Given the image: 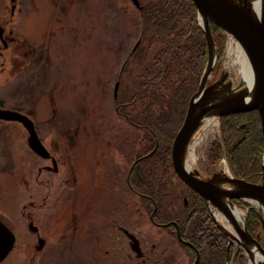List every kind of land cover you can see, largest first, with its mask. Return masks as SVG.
<instances>
[{"label": "rangeland", "instance_id": "1", "mask_svg": "<svg viewBox=\"0 0 264 264\" xmlns=\"http://www.w3.org/2000/svg\"><path fill=\"white\" fill-rule=\"evenodd\" d=\"M136 8L131 0H0L5 41L0 38V109L29 117L45 148L52 152L51 140L57 137L62 153V160L55 157L59 173L39 176V169L52 163L29 148V132L22 123L0 120V219L17 238L16 249L2 264H35L33 256L38 257L36 264L92 262V255L78 253L80 233L86 234L83 241L89 240L95 211L121 204L102 196L103 183L112 173L110 163L121 162L112 148H121L126 180L142 135L118 118L113 103L120 68L142 31ZM227 43V39L222 43L221 69L210 76L209 84L226 72L234 86L241 81L240 66L231 64ZM218 123L195 148V168L202 178L227 168L221 163L211 167V174L206 170L209 146L220 135V119ZM158 147L159 143L150 154ZM74 169L78 182L64 185ZM125 188V220L145 252L143 261L133 255L134 264H189L184 249L167 231L153 227L145 211H137L138 198L126 183ZM30 202L35 209L29 210ZM30 215L45 234L42 253L34 249ZM64 244L71 250H64ZM103 261L100 264H107Z\"/></svg>", "mask_w": 264, "mask_h": 264}, {"label": "trees", "instance_id": "2", "mask_svg": "<svg viewBox=\"0 0 264 264\" xmlns=\"http://www.w3.org/2000/svg\"><path fill=\"white\" fill-rule=\"evenodd\" d=\"M138 3L142 31L137 49L129 51L120 68L119 94L114 100L119 119L142 134L137 139L140 161L131 173L130 187L140 194L146 214L184 249L189 264L196 261L195 249L200 253L199 264H225L227 257L246 264L241 252L233 254L234 247L229 249V239L216 226L204 198L181 182L172 164L173 142L209 58L197 7L193 0ZM211 32L217 44L218 62L212 73L216 75L226 35L215 23ZM220 130V139L209 147L207 169L219 166L225 155L237 179L261 184L264 137L260 113L253 110L222 117ZM156 142L159 147L150 154ZM233 203L248 209L245 225L250 235L263 238V224L253 206L240 200ZM177 228L184 242L177 238Z\"/></svg>", "mask_w": 264, "mask_h": 264}, {"label": "water", "instance_id": "3", "mask_svg": "<svg viewBox=\"0 0 264 264\" xmlns=\"http://www.w3.org/2000/svg\"><path fill=\"white\" fill-rule=\"evenodd\" d=\"M15 2L16 0H12ZM135 6H139L138 0H131ZM242 0H193L197 7L199 13V18L201 16L208 18L206 26L202 27L204 33L207 36V45H208V61L206 64L205 71L202 75V79L199 85L198 92L191 98L189 103L188 112L186 114L185 122L181 129L178 131L174 144L172 147V164L176 175L180 180L190 187L198 195H201L209 205L210 214L211 205L222 209L223 204L221 205L220 198L224 195L229 198L230 204H233V200H240L246 203H249L253 206V209L259 214L261 219V224H263V235H264V220L259 212L256 205L253 204L254 201L264 205V155H263V179L261 184L249 183L245 180H239L234 176L231 179H224L220 174L213 175L208 180L201 178L200 174H191L184 169V164L182 163L185 151L189 144L190 139L195 134L197 128L203 122L204 117L211 112H216L218 118L228 117L229 115H238L239 113H247L251 110H258L261 117V128L264 136V7L263 14L261 19L254 18L241 10V8L235 2ZM218 25L224 32L229 33L235 40H237L246 51V54L249 55L251 64H253L254 75H255V87L251 92L249 89L241 90L238 88L237 91H233L237 86H234L232 82H229V74L221 75L216 79L215 82L209 84L210 76L215 69V64L217 62L218 56L216 55V44L214 41V36L211 32V23ZM2 31L0 30V37L2 36ZM212 47L215 49L216 61L213 68H210L211 60V50ZM136 49V48H135ZM207 79V81H205ZM207 82L206 88L204 83ZM225 85L227 90L230 91L231 95H228L224 101L220 100L215 107L212 105L205 106V103L212 100V96L216 93L219 88H223ZM119 83L116 85L115 89V98L118 96ZM214 97V96H213ZM204 99L202 101V108L198 109V105L201 102L199 99ZM200 100V101H199ZM0 120L8 122H20L25 128L29 131V147L32 151L42 158L48 159L49 152L44 148L41 143L40 138L36 133L33 122L29 117L23 116L17 112H9L6 110L0 109ZM221 178V179H220ZM224 182H229L232 186V190H226L220 187H217L216 184H224ZM248 211V210H247ZM153 216H151L152 218ZM216 226L226 235V232L218 225V222L213 216ZM153 219V218H152ZM235 230L240 235H248L252 240V243L259 247L260 252L264 255V247L260 244L259 240L261 237L254 238L250 235L247 227L242 222H234ZM33 224H31V228ZM36 229V228H35ZM177 238L180 242H184L180 237V231L177 230ZM229 238V236H228ZM16 235L0 220V264L8 259V256L15 248ZM189 248L194 249V246L186 243ZM229 245H233L229 239ZM228 245V247H229ZM43 242L40 241V247L38 250H42ZM230 249V247H229ZM196 261L194 264H199L200 262V253L195 249ZM228 258V257H227ZM229 263V258L226 261V264ZM264 264V262L258 263Z\"/></svg>", "mask_w": 264, "mask_h": 264}, {"label": "flooded vegetation", "instance_id": "4", "mask_svg": "<svg viewBox=\"0 0 264 264\" xmlns=\"http://www.w3.org/2000/svg\"><path fill=\"white\" fill-rule=\"evenodd\" d=\"M210 26L213 28V23H211ZM140 27H142V26H140ZM140 32H141V30H140ZM138 43L139 42H137L136 45L132 48L133 50L137 49ZM127 56H128V54H127ZM119 75H120V73H119ZM119 75H118V77H119ZM118 83H119V87H120V82L117 81L115 86H114V90H113V92H114L113 100L118 98V96H117V98H115V89H116V85ZM118 90H119V88H118ZM118 94H119V92H118ZM251 111H253V110H251ZM115 113L118 116L116 108H115ZM220 128H221V124H220ZM38 137H39V135H38ZM220 137H221V131H220V135L217 139L219 140ZM56 139H57V137L54 140L52 139L51 140L52 142L50 144V148H51V151L53 153L50 152V149L46 148L47 151H49V155H50L49 158L45 159V158H42L39 156L40 158L44 159L47 162L50 161L53 166L52 167H50V166L41 167L39 169L40 170L39 176H42L45 172H47L48 174L52 173L55 175V174H58L60 171V169H59L60 165H59L58 159L62 160V158H61L62 153H61V148H59L58 140H56ZM40 140L43 144V141L41 138H40ZM43 146H44V144H43ZM108 146H109V148L111 147L110 144ZM106 148H107V146L105 148H102V149L105 150ZM112 149L115 150L116 156H119V158L121 159V162L120 163L116 162L117 164H115V165L110 163V167H112V170H111L112 173L109 177L110 179L107 180L105 183H103L104 184L103 187H104L105 191L103 190L104 193L102 191V196H105L107 199H109V200H107L109 203H111L113 199L115 200L117 198L121 202V204L118 206H115V207L112 206V209H106L105 211H103V212L101 211L100 213L95 211L94 217L92 219L93 224L91 225V228H90L91 237L89 240L83 241L82 238L86 234L83 235L82 233H80V236H81L80 239L81 240L79 241V243L81 244V247H78V253L80 252L82 254V256L84 255L83 257H86V258H91V255H92L93 260L91 263H88V264H100V262H102L103 260L107 264H134V262H133V255L134 254L137 257V260H141V261L144 260L145 252L142 249L141 241L138 240L136 237H134V235H132V233L130 232L129 227H128V221L125 220V215H126V209H125L126 208V198H125L126 188H125V183L130 188L132 195L135 198H138V200H137V203H138L137 211H140V212L145 211L143 200L140 197V194L137 191L136 192L133 191L130 187V184H129V181L131 178L130 177L131 173L135 169L133 165L136 161L140 160V159H138V156H139L138 155V149H136V152H135V155H136L135 160H134L133 164L131 165L129 171L127 172L126 180H125V177H123L124 168H123V164H122L121 148L117 149V148L113 147ZM112 149H109V150H112ZM52 154H54V157L52 156ZM56 155H58V159L55 158ZM224 157L226 159L225 155H224ZM226 162H227V159H226ZM206 170L208 172H210L211 167H209V169L206 168ZM230 171L232 172L231 168H230ZM88 174H89V171H88ZM210 174H211V172H210ZM42 181L47 184V180L43 179ZM64 182H65L64 185H69L71 183L76 184L78 182V179L75 176V169L72 170L71 178H66L64 180ZM92 199L93 198H91V200ZM47 201H48V197H45L44 201H43L44 202L43 205L46 206L48 204ZM33 209H35V205H34V203L30 202L29 210H33ZM119 209H120V211H119ZM112 210H114V211L112 212ZM149 219L152 221L153 225H156L154 223V221L152 220L151 216L149 217ZM28 222L30 224L29 225L30 232H32L34 235H36L37 245L34 244L35 252L42 253V251H44V249L47 246L46 240H44V238L41 237L42 234L44 236H45V234H44L43 230L40 231L39 228L34 224L33 216L30 215L28 217ZM31 224H33L32 228H31ZM156 226L159 227L161 225H156ZM74 227H75V231H76L77 230V224H75ZM74 227H73V230H74ZM159 228H162V227H159ZM80 232H82V231H80ZM62 233L64 234L63 237L67 236V233L65 231H63ZM100 239H102V240H100ZM40 241L43 242L44 246H43L42 250L39 251L38 248L40 247ZM88 244H90V245H88ZM65 246L66 247L64 248V250H71L70 247H67V245H65ZM87 247H90V248H87ZM15 249H16V247H15ZM64 250H63V252H64ZM235 252H236V247H234L233 254H235ZM159 254L161 255L162 253L159 252ZM37 258L38 257L33 256L31 262L33 261V263L36 264ZM228 258H229L230 264L237 263L236 257H234V258L228 257ZM139 264H142V263L139 262ZM225 264H226V262H225Z\"/></svg>", "mask_w": 264, "mask_h": 264}, {"label": "bare ground", "instance_id": "5", "mask_svg": "<svg viewBox=\"0 0 264 264\" xmlns=\"http://www.w3.org/2000/svg\"><path fill=\"white\" fill-rule=\"evenodd\" d=\"M235 3L238 4V6L241 8L242 11L250 14L254 18V20L258 18L261 19V16L263 14L264 0H242V2L237 1ZM198 19L201 28L206 26L207 24L206 22L208 21V18H205L203 16L199 18L198 15ZM229 43H230V47H228L229 49L228 54H230V57H232L231 64L235 66L239 65L240 66L239 72L240 75H242L241 81L238 83L237 87L233 89V91H237L238 88H241V90L250 88L249 90L252 92L255 87L254 85L255 75H254L253 64H251L249 55L246 54V51L241 45V43L235 40L230 34L228 36L227 44ZM210 55H211V60L209 66L210 68H213L216 61L214 47H212ZM205 81H207V79H205ZM206 86H207V82L204 83L205 88ZM222 87L223 88H219L216 91V93L213 95L214 97L212 96L211 101L209 102L207 101L205 103V106L212 105V107H215L220 100L224 101L226 98H228V95H231L230 91L227 90V87H225V85H223ZM199 99L201 100V102L198 105V109L202 108L201 104L202 101L204 100L201 98ZM217 118L218 116L216 112H211L207 114V116L204 117L201 125L197 128L195 134L190 139L182 161V163L184 164V169L187 172L191 174L197 173V170L195 168L197 165L196 163L197 155L195 152V148L198 144L201 143L203 136H205L208 133L209 129L218 127L219 123ZM226 167L227 168L225 171L220 172L221 175H223L221 176L223 178V181L224 179H228V178L231 179V177H233V174L230 171V165L228 163H226ZM203 179L208 180L206 178ZM216 186L226 190H232V186L229 182H224V184L221 185L217 183ZM220 202L221 205L223 204L222 206L223 208L219 209L218 207L211 205V212L213 216H215L218 225L221 226V228L229 236L228 239H230V242L234 245V247H236L238 252L243 253L244 257L248 258V264H258L264 262V255L260 252L259 247L254 243H252V240L249 237H247L248 235L246 234L240 235L235 230V225H234L235 221L239 223L242 222L243 224H245V219L248 215L247 209L240 207L236 204L235 205L230 204L229 198L224 195L220 198ZM253 204L256 205L264 220V205L256 201H254ZM244 216L246 217L244 218L243 221Z\"/></svg>", "mask_w": 264, "mask_h": 264}]
</instances>
